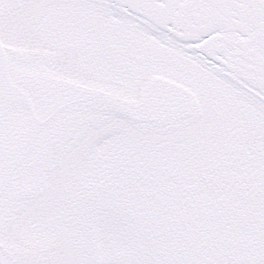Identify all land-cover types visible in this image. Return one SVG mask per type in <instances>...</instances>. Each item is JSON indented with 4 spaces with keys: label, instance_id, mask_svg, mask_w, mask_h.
<instances>
[{
    "label": "water",
    "instance_id": "95a60500",
    "mask_svg": "<svg viewBox=\"0 0 264 264\" xmlns=\"http://www.w3.org/2000/svg\"><path fill=\"white\" fill-rule=\"evenodd\" d=\"M61 1L44 6L43 14L38 17L30 14L37 18L33 23L37 35H52V44L76 40L101 55L113 56L127 67L169 74L195 87L205 97L197 86L184 78L139 66L112 45L90 33L61 30L55 20L56 13L63 4L76 0ZM172 1L195 24L201 23L222 39L226 36L244 56L253 59L258 70L264 74V0ZM49 19L54 30L50 29ZM20 53V50L10 49L0 43V212L16 199L19 198V202L31 195L28 178L36 171L38 173L59 151L63 139L71 136L77 125H87L93 119L90 116L124 113L131 117L144 109L143 118L139 119L153 120L158 113L165 116L171 102L178 103L185 97L183 94H156L155 89H159L157 86L138 101L139 107L135 109L134 105L127 104L132 101L101 88L59 80L51 75L19 71V63L13 59V55ZM92 56L90 71L101 76L109 75L110 71L102 65L105 58L100 57L99 53ZM108 65L116 67L113 63ZM149 99H152L153 105ZM205 101L208 102L206 97ZM163 102L165 105L162 106ZM0 253L6 258L16 257L14 249L1 243ZM30 261L32 259L28 263ZM33 263L36 262L33 260Z\"/></svg>",
    "mask_w": 264,
    "mask_h": 264
},
{
    "label": "bare ground",
    "instance_id": "6f19581e",
    "mask_svg": "<svg viewBox=\"0 0 264 264\" xmlns=\"http://www.w3.org/2000/svg\"><path fill=\"white\" fill-rule=\"evenodd\" d=\"M55 20L61 30L90 33L106 41L139 66L169 72L189 81L213 104L214 113L227 120V136L264 150V109L171 47L86 2L63 4Z\"/></svg>",
    "mask_w": 264,
    "mask_h": 264
},
{
    "label": "rangeland",
    "instance_id": "374dc122",
    "mask_svg": "<svg viewBox=\"0 0 264 264\" xmlns=\"http://www.w3.org/2000/svg\"><path fill=\"white\" fill-rule=\"evenodd\" d=\"M224 122H226L224 118L215 116L214 119L209 123V127L212 128L213 133L211 135L216 140L215 142L216 144L213 145L214 146L213 154L215 151H217L218 152L217 156L219 157V160L216 159L217 163L225 165L228 163V158L224 156L225 150L230 151V152L235 151L237 150V148H235L234 146H239L240 144L238 140H235L233 137L231 139L234 141V143L229 142V145L225 143L224 141V138H225L224 137V134H225ZM241 146L247 148V146L245 145H241ZM248 152L249 153L247 156H249L250 158H247L245 161L246 162L245 165H247L249 169L248 175L256 176L257 174H264V153L257 152V150L252 149V148L248 149ZM190 155L191 154H189V151H187V155L185 158L186 161L190 160L189 158ZM204 158H207L208 161H210L211 156L206 154ZM214 159H215V156H214ZM120 161H123V159H120ZM164 178L168 180L169 176H166ZM174 191L175 190L172 189V193H174ZM175 192L177 194L186 195L190 197L189 201L194 196L195 198L198 196V194L195 193L192 189L190 190L189 187H186L182 190H176ZM189 201H186L184 204L182 203L181 205L176 204L175 206H173V209L177 212V216L167 220V223H169V225H167L164 231L161 232V236H162V239L164 240H166L169 237L168 243L170 242V237L172 238V244H175L176 246V253L178 254L177 258L181 254L180 256H181L182 264H206L202 260V256L206 255L204 252L209 251L208 248L203 249L204 245H201L197 239H194L193 237H190L188 239L183 233V230L191 226L190 224H188V220L192 219V217H188L185 215V213H187L186 206L189 205L188 204ZM172 203H174V201ZM178 225L182 227L183 230H180L181 228H179V231H177L176 229ZM192 229H193V226H192ZM259 231L262 232V236H261L262 242H261V250H260L261 257H259L260 256L259 254H257L255 257L247 256L246 259H243L242 255L237 254V249H233V250L231 249L232 251H230V248H232L231 246L229 247L224 246L226 247V249H223L224 255L222 258L229 261L232 264H243V262H245L246 264H264V224L260 226ZM209 242L211 241L209 240ZM211 244H215V243H211ZM246 247L247 248L253 247V244L247 245ZM235 253L237 254L238 258L235 256ZM219 261H220V258L215 259V262H219Z\"/></svg>",
    "mask_w": 264,
    "mask_h": 264
},
{
    "label": "flooded vegetation",
    "instance_id": "af4514ba",
    "mask_svg": "<svg viewBox=\"0 0 264 264\" xmlns=\"http://www.w3.org/2000/svg\"><path fill=\"white\" fill-rule=\"evenodd\" d=\"M155 185L154 183H146L140 187L141 190L149 194L150 192L155 191ZM134 195V193H132ZM145 203L152 207L153 214L155 216L160 215L162 212L166 211L164 209H158L161 204L159 201L153 202L150 197H148L145 200ZM164 207V204L162 205ZM148 215L149 212H146ZM99 234L103 232H109V229L106 225V223L100 227ZM140 241L136 242H129V241H123L124 247H123V253H124V259L119 264H161L160 259L154 254V250L157 248V246L152 244H147L143 242L142 236H140ZM111 251L116 252L114 245H112ZM104 264H107V262H104Z\"/></svg>",
    "mask_w": 264,
    "mask_h": 264
}]
</instances>
